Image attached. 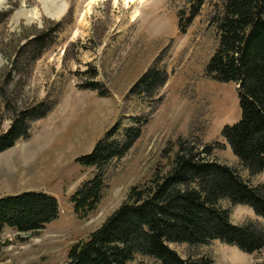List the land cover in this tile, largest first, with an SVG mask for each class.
<instances>
[{"label":"rangeland","instance_id":"obj_1","mask_svg":"<svg viewBox=\"0 0 264 264\" xmlns=\"http://www.w3.org/2000/svg\"><path fill=\"white\" fill-rule=\"evenodd\" d=\"M222 2L205 0L181 34L179 17H189L191 0H0V134L19 112L48 98L56 102L46 118L31 123L29 138L0 153V198L41 193L54 198L59 211L35 236L5 228L0 264H65L71 247L87 241L131 187L164 169L179 139L215 146L213 158L247 178L221 137L241 117L236 86L207 75L218 45L211 21ZM34 42L40 55L30 62ZM152 69L166 80L139 95L134 87ZM90 81L107 96L82 87ZM139 122V138L107 171L97 209L77 218L70 197L94 171L78 159L118 123L135 129ZM249 180L264 184V172ZM230 220L264 223L247 206L231 208ZM170 248L183 258L205 254L214 264L264 262V248L248 255L218 241L194 251L184 244ZM142 263L150 261L139 257L131 264Z\"/></svg>","mask_w":264,"mask_h":264},{"label":"trees","instance_id":"obj_2","mask_svg":"<svg viewBox=\"0 0 264 264\" xmlns=\"http://www.w3.org/2000/svg\"><path fill=\"white\" fill-rule=\"evenodd\" d=\"M204 1L191 0L189 17L184 22L179 17L181 34L199 15ZM211 24L218 45L207 75L216 82L235 84L241 113L239 122L224 127L221 137L247 172V178L213 158L215 146L199 147L179 139L178 149L164 169L157 168L149 182L131 187L125 201L88 240L71 247L65 264H131L139 257L150 264H214L205 254L183 258L170 246L184 244L194 251L218 241L248 255L264 248V223L249 220L235 225L230 220L231 208L247 206L264 221V184L249 180L264 172V0H223ZM32 48L30 62L41 49L38 42ZM94 76L92 71L90 78ZM165 80L152 69L134 90L139 88V95L152 93ZM98 86L90 81L82 87L97 91L100 97L107 96L108 92ZM55 105L48 98L19 112L9 129L0 134V153L18 140L29 138L31 123L46 118ZM142 123H137L139 128L135 129H120L118 123L90 155L78 159L82 166L93 167L94 171L92 178L70 197L77 218H87L97 209L108 169L125 157L139 138ZM169 153L167 150L168 156ZM223 203L229 207L224 208ZM58 214L57 201L41 193L0 198V234L9 228L35 236Z\"/></svg>","mask_w":264,"mask_h":264}]
</instances>
